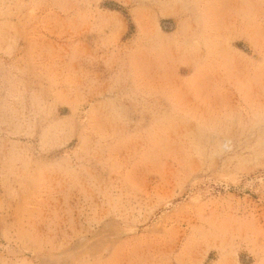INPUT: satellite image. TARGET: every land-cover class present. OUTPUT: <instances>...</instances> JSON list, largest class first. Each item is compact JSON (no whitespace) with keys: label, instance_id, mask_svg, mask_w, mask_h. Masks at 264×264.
I'll use <instances>...</instances> for the list:
<instances>
[{"label":"rangeland","instance_id":"rangeland-1","mask_svg":"<svg viewBox=\"0 0 264 264\" xmlns=\"http://www.w3.org/2000/svg\"><path fill=\"white\" fill-rule=\"evenodd\" d=\"M0 264H264V0H0Z\"/></svg>","mask_w":264,"mask_h":264}]
</instances>
